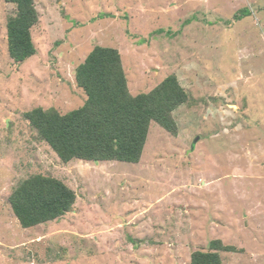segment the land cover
<instances>
[{
  "label": "rangeland",
  "instance_id": "rangeland-1",
  "mask_svg": "<svg viewBox=\"0 0 264 264\" xmlns=\"http://www.w3.org/2000/svg\"><path fill=\"white\" fill-rule=\"evenodd\" d=\"M35 54L8 55L0 0V264H190L211 241L222 264H264V0H33ZM118 51L127 89L174 75L176 132L151 122L138 163H67L31 127L33 109L80 108L76 67ZM33 175L75 194L61 217L22 228L9 205Z\"/></svg>",
  "mask_w": 264,
  "mask_h": 264
},
{
  "label": "trees",
  "instance_id": "trees-1",
  "mask_svg": "<svg viewBox=\"0 0 264 264\" xmlns=\"http://www.w3.org/2000/svg\"><path fill=\"white\" fill-rule=\"evenodd\" d=\"M15 6L6 21L9 57L21 63L35 54L31 28L38 17L33 0H5ZM75 82L86 100L64 115L36 108L27 112L39 137L60 161H119L138 163L147 140L150 123L169 133L176 132L174 111L185 104L187 93L170 75L147 94L132 96L126 84L118 51L95 46L75 69ZM75 194L60 180L33 175L22 180L9 196L12 213L22 228L53 221L74 205ZM235 251L214 240L209 251H195L190 264H222L218 251Z\"/></svg>",
  "mask_w": 264,
  "mask_h": 264
}]
</instances>
